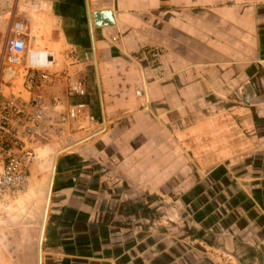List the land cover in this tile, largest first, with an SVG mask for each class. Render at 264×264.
Returning <instances> with one entry per match:
<instances>
[{"label":"crops","instance_id":"crops-1","mask_svg":"<svg viewBox=\"0 0 264 264\" xmlns=\"http://www.w3.org/2000/svg\"><path fill=\"white\" fill-rule=\"evenodd\" d=\"M8 1L27 89L94 119L38 150L7 264H264V0Z\"/></svg>","mask_w":264,"mask_h":264},{"label":"built area","instance_id":"built-area-1","mask_svg":"<svg viewBox=\"0 0 264 264\" xmlns=\"http://www.w3.org/2000/svg\"><path fill=\"white\" fill-rule=\"evenodd\" d=\"M25 47L24 41L16 36L6 39L9 58L19 61L20 53ZM48 78V75L30 72L25 75L27 84ZM70 91L82 96L86 93L82 82H68ZM138 96H143L141 88L136 89ZM54 112L49 113L38 95L28 100L5 101L0 103V200L6 201L26 189L28 185V167L37 158L39 149L48 146L54 135L61 134L64 124L71 119H83L86 125L94 116H85L83 102L72 104L62 109L54 99ZM83 117V118H82ZM83 125L81 124V127Z\"/></svg>","mask_w":264,"mask_h":264},{"label":"rangeland","instance_id":"rangeland-1","mask_svg":"<svg viewBox=\"0 0 264 264\" xmlns=\"http://www.w3.org/2000/svg\"><path fill=\"white\" fill-rule=\"evenodd\" d=\"M9 6H10V2L8 0H0V103H4L5 101L22 102V101L28 100L33 95H37V93L34 92V90L27 89L28 84L24 83V81L21 78L22 77L21 76V69H22L21 53H20L19 61L12 60L11 58H9L10 54L8 53L7 48H6V39L8 38L7 37L8 29L6 27V22H5V20L8 18L6 15V8H9ZM24 80H25V77H24ZM143 96H145V94H143ZM239 98L241 99V96ZM45 109L49 113L54 112L53 107L52 108L46 107ZM256 112H258L257 114L259 115V117L264 115V112L260 109L256 110ZM262 118L263 117H261L260 119ZM81 124L83 125L82 127H81ZM69 126H70L69 123L64 124L62 131L63 132L66 131L69 128ZM89 126H90V123L89 125H86L85 121L83 119H80L77 121L76 127L80 129H85ZM258 126H259V129L257 130V133H259L260 128H262V126L260 125ZM56 140H57V137H55L53 134L49 145L42 148V150H44L43 153L48 154V155L46 154L44 155L45 157V158L43 157L44 160H47V159L52 160L53 154H54L53 153L54 146L52 145V143L55 142ZM262 140L263 139H261V141ZM29 167H28V177H29ZM28 181H29V178H28ZM27 189H28V185L26 189L22 190L21 192L16 194L14 197L6 201L0 200V233L2 230H12L20 225L21 218L22 216H24L23 212H24L25 207L27 206L30 207V204H29L30 202L22 203L24 198H26ZM18 216L20 217V219H18L19 218ZM17 230H21V228L19 227ZM11 259H12L11 256H9V254L0 246V264H7L9 260ZM10 264L12 263L10 262Z\"/></svg>","mask_w":264,"mask_h":264}]
</instances>
